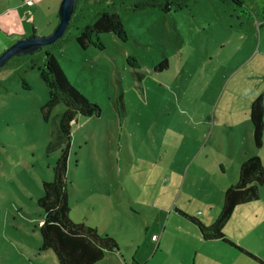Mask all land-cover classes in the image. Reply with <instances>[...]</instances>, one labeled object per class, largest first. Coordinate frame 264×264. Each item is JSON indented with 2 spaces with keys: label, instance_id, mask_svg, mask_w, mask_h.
Returning a JSON list of instances; mask_svg holds the SVG:
<instances>
[{
  "label": "rangeland",
  "instance_id": "rangeland-1",
  "mask_svg": "<svg viewBox=\"0 0 264 264\" xmlns=\"http://www.w3.org/2000/svg\"><path fill=\"white\" fill-rule=\"evenodd\" d=\"M60 3L7 12L0 22L21 18L23 30L33 33L34 22L47 36ZM120 16L123 38L101 33L87 49L72 40L54 51L71 84L101 107L100 116L79 114L73 123L71 218L118 241L98 264H162L201 238L192 218L215 221L244 159L264 157L251 122L252 104L264 96V25L215 0ZM20 62L0 69V82L16 74L14 89L0 94V264H59L54 251L40 250L39 198L62 153L50 146L66 105L46 120L49 88L38 70L25 72L28 59ZM260 205H239L225 227L243 248L264 247Z\"/></svg>",
  "mask_w": 264,
  "mask_h": 264
},
{
  "label": "trees",
  "instance_id": "trees-1",
  "mask_svg": "<svg viewBox=\"0 0 264 264\" xmlns=\"http://www.w3.org/2000/svg\"><path fill=\"white\" fill-rule=\"evenodd\" d=\"M202 1L212 0H80L67 31L60 39L34 55L14 57L5 66L14 67L18 61L21 63L20 61L26 58L29 62L25 72L39 71L49 88V99L42 107L46 120L54 107L61 102L66 105V110L60 119L58 134L50 146L52 151L60 149L62 153L54 166V180L43 183L44 194L39 198V205L45 211V218L40 222L42 236L40 250L54 251L59 264H98L105 257L106 252L118 250L119 244L115 237L103 234L98 228L85 222H75L71 218L68 164L73 123L79 114L85 117L100 116L101 107L71 84L54 51L64 48L72 40L77 41L83 49H87L92 43V38L101 33H115L123 38L126 29L120 16L122 9L133 11L156 9L171 13ZM215 1L234 6L243 16L256 19L259 27L264 25V0ZM36 34L37 30L34 29L32 35ZM42 53L43 56L40 58L44 57V66L38 60ZM165 63L167 61H164ZM15 75L13 74L6 82H0V94L9 93L14 89L8 82L11 83ZM21 81L22 85L26 86L24 77ZM251 122L254 142L260 149L264 146L263 95L252 104ZM263 185L264 160L257 155L250 156L241 164L238 181L227 189L222 211L214 223L205 225L192 218L199 225L203 238L224 240L254 259L260 260L255 254L230 240L224 229L239 205L260 199V188Z\"/></svg>",
  "mask_w": 264,
  "mask_h": 264
},
{
  "label": "crops",
  "instance_id": "crops-1",
  "mask_svg": "<svg viewBox=\"0 0 264 264\" xmlns=\"http://www.w3.org/2000/svg\"><path fill=\"white\" fill-rule=\"evenodd\" d=\"M44 1L46 0H19V2L10 5L11 0H9V3H6V0L4 2L0 0V19L4 18L7 12H12L14 10L17 12L18 10H22L27 7H36L37 9V7H40V4H42ZM60 2L62 1L60 0ZM5 3L7 4L6 7L4 5ZM50 8H52V6ZM18 21L19 27L17 28L16 23H18ZM31 27L33 28V30L36 29V25L34 24V22H31ZM28 36H32V33L27 32L25 29H22L21 18L20 20H13L12 16V21H5L4 26L0 22V54L12 44H14L17 40ZM261 149H264V146L259 149L260 152L262 151ZM253 155L256 154L253 153L252 156ZM257 156H260L264 160L262 152ZM260 191L261 197L258 200L261 201L262 205H260V207L264 210V185L260 188ZM263 216L264 213H262L261 215L258 214V218ZM199 236L201 238L197 240L186 241L185 243H182L181 246L183 247V249L178 250L175 254L163 260L162 264H264V247L262 250H260L254 246L242 245L246 248L247 251L249 250V252L255 254L260 259L256 260L245 252L241 251L235 245H232L224 240H207L203 238L200 227ZM233 242L240 246L239 243L235 241ZM161 246L162 245H159L157 252L161 250ZM177 248V245L171 246L170 252L174 253ZM174 249L176 250L174 251Z\"/></svg>",
  "mask_w": 264,
  "mask_h": 264
},
{
  "label": "water",
  "instance_id": "water-1",
  "mask_svg": "<svg viewBox=\"0 0 264 264\" xmlns=\"http://www.w3.org/2000/svg\"><path fill=\"white\" fill-rule=\"evenodd\" d=\"M80 0H62L59 7V22L54 31L47 36L32 35L17 40L0 54V69L4 68L9 61L18 56L34 55L44 47L55 43L68 29Z\"/></svg>",
  "mask_w": 264,
  "mask_h": 264
}]
</instances>
